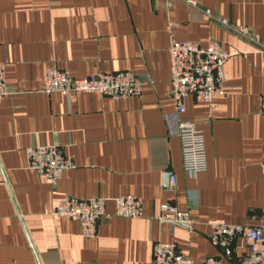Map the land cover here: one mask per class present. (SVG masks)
Instances as JSON below:
<instances>
[{"label":"crops","instance_id":"1","mask_svg":"<svg viewBox=\"0 0 264 264\" xmlns=\"http://www.w3.org/2000/svg\"><path fill=\"white\" fill-rule=\"evenodd\" d=\"M264 0H0V63L10 94L0 100V264H150L155 243L173 244L193 264L219 252L210 224L264 225ZM228 59L222 94L210 106L191 97L178 115L169 100L170 40ZM55 65L74 79L132 72L139 97L42 93ZM179 120L203 132L207 170L181 168ZM56 145L73 167L52 186L27 170L25 149ZM175 179L174 185L170 178ZM132 196L142 217H101L94 238L52 215L65 197ZM170 201L194 222L188 233L153 220ZM152 219V220H151ZM224 264L247 253L234 242Z\"/></svg>","mask_w":264,"mask_h":264},{"label":"built area","instance_id":"2","mask_svg":"<svg viewBox=\"0 0 264 264\" xmlns=\"http://www.w3.org/2000/svg\"><path fill=\"white\" fill-rule=\"evenodd\" d=\"M168 6L170 0H162ZM238 34L253 43L264 54V45L258 36L249 34L240 28ZM169 100L174 104L176 113H184V100L193 98L197 103L210 106L213 96L221 95L223 88V66L228 55L221 45L210 40L206 47H200L192 41L170 40L169 48ZM144 81L132 72L97 73L84 79H74L55 65L45 70L42 93L60 94L67 98L70 94H99L112 100L139 97ZM10 94L5 83L4 64L0 63V100ZM260 114L264 117V95L260 96ZM181 168L190 176H197L207 170L205 138L195 124L179 120L177 133ZM27 170L45 180L52 186L63 173L72 168L61 148L56 145L32 147L25 149ZM175 179L170 178L174 185ZM113 214H106V200L93 198L78 200L65 197L52 211L57 218H65L77 222L83 238H94L97 221L101 217L138 219L142 217V205L132 196L116 198ZM152 220V219H151ZM153 220L167 224L170 228H180L188 233L193 230L194 222L187 212H180L170 201L164 202L159 214ZM210 244L219 252L216 257H208L201 264H224V260L232 256L234 242L242 240L247 248L237 264H264V225L232 226L210 224ZM150 264H193L189 257L184 256L172 244H153Z\"/></svg>","mask_w":264,"mask_h":264}]
</instances>
